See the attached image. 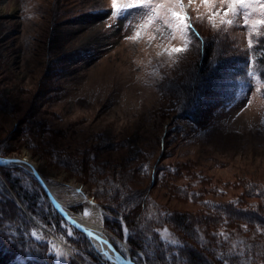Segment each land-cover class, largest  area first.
Returning a JSON list of instances; mask_svg holds the SVG:
<instances>
[{
    "label": "rangeland",
    "instance_id": "obj_1",
    "mask_svg": "<svg viewBox=\"0 0 264 264\" xmlns=\"http://www.w3.org/2000/svg\"><path fill=\"white\" fill-rule=\"evenodd\" d=\"M182 7L197 36L176 53L185 46L179 31L165 39L159 20L141 29L143 15L114 22L111 0H0V155L35 161L58 200L88 199L70 206L75 213L98 206L106 231L137 253L138 263L127 255L135 264L157 254L146 242L126 243L119 203L132 210V230L147 223L150 243L165 244V264H192L183 258L192 246L210 264H223L222 255L264 264L253 253L264 226L233 214L264 210V88L248 76L249 66L264 71V24L252 27L264 16L257 7L245 28L243 17L221 22L231 14L218 0ZM13 182L34 196L36 211ZM9 203L52 264H107L58 219L26 168H0V205ZM33 249L5 264L33 263Z\"/></svg>",
    "mask_w": 264,
    "mask_h": 264
},
{
    "label": "trees",
    "instance_id": "obj_2",
    "mask_svg": "<svg viewBox=\"0 0 264 264\" xmlns=\"http://www.w3.org/2000/svg\"><path fill=\"white\" fill-rule=\"evenodd\" d=\"M203 54L204 53H202V55ZM202 57H204V55ZM202 59H200L199 64H201ZM238 60L241 61L242 59L238 57L237 61ZM9 166L13 167L12 165H4V167H0V168H5ZM33 180L39 186V184L34 178ZM11 185H12V188L16 190V193L18 194V196H20L22 200H25L24 202L27 203V206L30 207L31 205V208L34 211L38 209L36 206L34 196L31 197L30 195H28L27 191L23 192L20 187H17L18 184L15 182H13V184ZM111 201H113V199ZM29 207H26V210L30 211L31 208L29 209ZM262 208L263 207H260L259 205H257L256 206L257 210L254 212L247 213L244 211V213H241L238 211L236 212L234 210L233 214L242 216V218L246 222H248L247 224H249V226H251L250 222H254V224L256 223L258 225H261L262 227L264 226V217L262 214L259 213V212L261 213L264 212ZM30 212L33 214L32 211ZM114 213L118 215V217H120L121 221L125 224V227L128 229V232L130 233L125 239L126 243H128L131 247L139 248V246L145 245L144 242H146L148 245H150L148 247L149 250H151L152 247L155 249L154 251H156L157 257L155 256V258L154 257L152 258L151 256L145 253L144 255L146 259L144 260L146 262L144 263L145 264H165V254H166L165 252L168 253L167 251L168 249L164 247L165 244L163 245L159 241H154L153 244L152 242L150 243V241L147 238V235H150V234L145 230V228H143L144 224H147V223H144L142 228L139 227V231L135 229L132 230V228H136V227L138 228V226L136 225L132 227V221H133L132 210L131 211L129 210L128 214L124 213V209L121 207V203H119L118 209L114 210ZM19 216H20L19 211L17 210V207L14 204L9 203V204H5L4 206L0 205V246H1L0 249L2 250V252L4 251L3 252L4 254L0 253V261H1L0 264H5L8 260H12L13 255L15 256L20 253L32 252L33 248H34L33 250H35L33 251L34 252L33 255L35 256L33 259L35 260L33 263L29 261L28 264H52V257L48 256L46 252L41 247H39L32 238H30L26 234V224L22 219L19 218ZM175 218L178 221L176 222L177 226L181 225L180 228H184L186 229V231L192 232V229H190L191 227L186 225L185 223L186 220L185 218H183V216H175ZM58 219L64 223L62 218L58 217ZM112 230L113 232H116L119 236H121L118 232V229L114 228ZM260 230L262 231L263 229H260ZM260 234H258V236L260 238L261 237L264 238V232H263V235H260ZM260 238L255 241L256 246H254L253 253L258 260H261L262 262H264V241H262ZM25 247L27 249H25ZM219 248H222V245H220ZM226 250H227L228 255L232 254L231 252H228V248H226ZM183 252H184L183 258L187 261H192V264H210V260H208L202 253L204 251H202L199 248H196V247L194 248V246H192L191 248L185 247ZM129 253H130L131 258L134 261H136V263H138L139 261L136 259L137 253L134 251L133 248H130ZM242 253L244 255V252ZM234 256L235 258H237L236 255ZM216 262L217 264H221L219 260H216ZM238 262L240 264V261ZM234 264H238L237 261Z\"/></svg>",
    "mask_w": 264,
    "mask_h": 264
},
{
    "label": "snow or ice",
    "instance_id": "obj_3",
    "mask_svg": "<svg viewBox=\"0 0 264 264\" xmlns=\"http://www.w3.org/2000/svg\"><path fill=\"white\" fill-rule=\"evenodd\" d=\"M189 4L193 3L194 0H188ZM201 3L207 5L209 3H215L216 0H200ZM222 5H227L228 7L224 10L223 15L228 16L231 14V18L227 20L222 19V23H226L229 26L235 24L238 17H243L244 27L247 28L250 19H252V13L260 9V15L264 16V0H218ZM112 10L110 16L114 22H118L121 19H127L132 15H143L145 17L143 24L139 27L141 29H147L149 26L153 25L157 20L161 23L157 25L156 32L160 33L165 39L169 38V33H171V38H175V33L180 32L181 36L185 37V46L183 48H174L173 51L176 53H183L187 50L188 44L191 43L192 39L197 36V34L192 29V24L190 17L186 14H181L184 12L182 7L183 0H111ZM170 5L181 6V12L178 13L173 10ZM256 24H264V19H257L253 24V28ZM167 30V31H166ZM187 30V31H185ZM190 34V35H189ZM139 36V32L136 33ZM131 39V37H129ZM248 47L251 50L253 47V42L249 40ZM248 76L256 81L257 92L261 88H264V71H261L259 75L249 66ZM247 87V85H245ZM251 89L249 88V91ZM264 124V120L261 121ZM0 163H6L0 161ZM260 231V229H258ZM167 230L162 233V238H167ZM223 232L220 236H224ZM175 243V241H173ZM235 248V245H233ZM64 254L58 253L57 259H60ZM238 255H243L239 253ZM218 259L223 260V264H229L228 259L225 256L218 257ZM244 264V262H240Z\"/></svg>",
    "mask_w": 264,
    "mask_h": 264
},
{
    "label": "bare ground",
    "instance_id": "obj_4",
    "mask_svg": "<svg viewBox=\"0 0 264 264\" xmlns=\"http://www.w3.org/2000/svg\"><path fill=\"white\" fill-rule=\"evenodd\" d=\"M20 157L21 159L26 160L30 164V166L20 163V165H17L18 167L26 168L28 172L32 169H37V163L29 159L27 155L23 154ZM42 180L47 185L53 197L65 210L67 219H69L72 223H76L79 226H82L85 230H88L90 232V234L88 233H83V234L87 239L88 243L90 244V247H92V249L98 254V256L107 264H125L126 261L125 257H127V255L129 254L128 247L126 246V244H123V242L121 243L120 239L117 240L113 235H111L106 231L103 222H101L100 219L101 213L98 210V206H95L91 203L90 207L88 208L87 211H85V213L83 214L75 213L70 209V206L84 204L87 202L88 199L86 200L81 197L74 199L69 198L67 201L62 202L61 200H58L57 197H55L53 193L54 189L50 187L43 178ZM67 219H64L65 221H67L66 223L70 225L71 228L77 230ZM113 240L117 242L121 247H123L122 252L124 254H122V252L118 250V248L116 247L118 245H116ZM122 255H126V256H122ZM118 256H121L122 260L118 259L117 258Z\"/></svg>",
    "mask_w": 264,
    "mask_h": 264
},
{
    "label": "water",
    "instance_id": "obj_5",
    "mask_svg": "<svg viewBox=\"0 0 264 264\" xmlns=\"http://www.w3.org/2000/svg\"><path fill=\"white\" fill-rule=\"evenodd\" d=\"M0 161L6 162V163H0V165L10 164V165H16L17 166V165H20V163H22L24 165L30 166V164L26 160H23V159H21V157H17V156H0ZM29 172L37 180L40 187L43 189V191H44L45 195L47 196V198H48L50 204L52 205L53 209L63 219H67L65 210L60 206L58 201L53 197V195L49 191L47 185L44 183V181L42 180L41 176L38 174L36 169H32ZM67 220H69V219H67ZM70 223L78 230V232L90 234V232L88 230H85L82 226H79L76 223H72L71 221H70ZM117 258L122 260L121 256H118ZM125 259H126L125 264H135L128 256L125 257Z\"/></svg>",
    "mask_w": 264,
    "mask_h": 264
}]
</instances>
